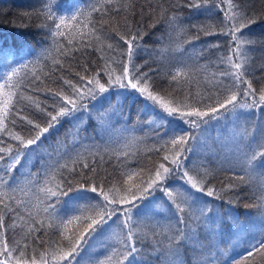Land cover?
<instances>
[{"label":"snow or ice","instance_id":"snow-or-ice-1","mask_svg":"<svg viewBox=\"0 0 264 264\" xmlns=\"http://www.w3.org/2000/svg\"><path fill=\"white\" fill-rule=\"evenodd\" d=\"M145 3L149 12L163 11L159 4ZM209 3L188 0L187 6L207 8ZM137 7V0H87L83 6L80 0L68 5L56 0L54 11L53 0H47L38 13L43 17L38 49L0 44V264H82V253L95 241L106 254L90 264H148L138 256L147 238L146 224L159 215L157 201L176 221L174 229L152 234L156 251L167 241L165 247L174 258L171 264H186L175 259L181 247L203 248L200 231L221 243L235 238L244 249L222 261L209 253L200 264H257V258L264 264V213L259 224H243L238 215L221 214L218 207L214 211L210 206L214 201L232 204L225 194L238 185L217 188L209 179L211 169L190 159L199 137L213 122L218 126L229 117L238 120L245 110H264V84L254 87L244 47L251 42L243 30L256 20L235 0H215L217 15L222 16L220 29L206 34L224 36L228 52L215 64L180 62L168 67L165 75L171 90L157 89L150 74L153 70L141 71L135 63L143 33L128 20L137 14ZM139 9L143 16L144 5ZM176 21L177 17H168L171 27ZM89 49L100 52L102 58L106 51L114 52L120 59L109 55L98 70H90L85 59ZM69 61L80 64L76 81L60 75V87H47L46 81L71 69ZM201 77L213 83V88L207 95H193L191 85H198ZM185 84L189 90L181 98L177 88L184 92ZM40 93L45 94V101L50 97L51 104L42 101ZM138 104L145 123L162 130L156 135L159 147L149 151L163 155L146 171L127 165L129 144L113 148L100 137L99 142L83 148L79 127L70 146H61L59 141L52 151L45 146L65 122L83 123L85 115L93 120L95 110L96 128H104L113 116H123L126 105L131 112ZM28 107L39 117L23 115ZM89 138L96 140L95 136L84 139ZM105 155L115 161L113 174H119L115 182L99 176L98 165ZM37 159L40 164L34 172ZM254 165L264 168V143L246 154L239 167L247 175ZM233 175L244 180L235 171ZM252 229L255 234L245 235ZM157 235L163 239H156Z\"/></svg>","mask_w":264,"mask_h":264},{"label":"trees","instance_id":"trees-1","mask_svg":"<svg viewBox=\"0 0 264 264\" xmlns=\"http://www.w3.org/2000/svg\"><path fill=\"white\" fill-rule=\"evenodd\" d=\"M72 2L73 0H59V3L64 5ZM150 2L153 6L161 5L163 11L155 8L154 11L149 12L145 0H137V14L129 17L128 23L133 29L139 25V31L143 33L135 63L141 67V71L153 70L150 74L157 89L171 90L169 80L165 75L168 67L178 65L180 62L201 66L215 64L220 56L228 52V40L224 36L206 34L207 32H219L220 29L222 16L217 15L215 0H210L207 8L199 9L189 8L188 0H150ZM235 2L256 20L255 24L243 31L246 33L245 39L251 42L244 46L247 52L246 67L249 77L253 79L254 87L259 88L261 84H264V0H235ZM55 3L56 0H53L54 11H56ZM80 3L82 6L86 5L87 0H80ZM46 4L47 0H0V44L5 46L26 44L38 49L41 42V31L38 26L43 22V17L38 13ZM141 4L145 8L143 16L139 15ZM170 16L177 17L174 27L168 23ZM118 22L123 24L122 19ZM120 31H125V29L121 27ZM210 45H218V47H209ZM109 55L120 59L116 53L107 51L102 58L100 52L92 49H89V54L85 59L89 62L90 70H98ZM83 62V59L80 60V63ZM69 63L72 64L71 69L65 68L62 72H58L52 80L46 81L47 87H60V75L76 81L75 72L81 71L80 64L75 61H69ZM211 71H215V68ZM183 88L184 92L177 88V94L181 98L187 94L189 85L185 84ZM211 88H213V83L206 82L201 77L200 83L198 85L193 83L190 90L193 95L197 92L207 95ZM39 98L45 101V94L40 93ZM45 102L51 104V98L49 97ZM139 108L138 104L129 112L126 105L123 116L119 118L113 116L104 128L98 129L94 123L96 113L93 110V120H88L85 115L83 123L75 122L74 125L65 122L58 132L53 133L51 140L45 146L49 148V151L57 147V141L61 146H70L76 138L75 128L79 127L81 129L79 139L82 141L83 148H89L94 142H99L100 137L109 141L113 148L122 149L123 145L129 144L130 147L126 149L129 152L127 165L146 171L151 167L152 162L158 161L163 155V153L158 155L155 151H149V149L159 147L156 135L157 131L162 130L155 126H148L145 123V117L139 114ZM34 112V108L28 107L23 115L38 118L39 113L33 115ZM213 125H209V130L199 137V143L190 159L194 164L204 165L211 169L212 176L209 179L217 188L228 183L236 184L238 187L225 194V200H232L231 205L222 201H214L210 206L214 211L218 207L221 214L238 215L243 224H259L261 214L264 213V168L254 165L245 175L239 164L246 154L257 150L258 146L264 143V110L251 113L245 110L244 115L238 120L229 117L227 120H222L218 126ZM85 127L86 130H84ZM93 129L96 131L94 132ZM16 130H20L19 123ZM245 130H247V135H244ZM86 136H95L96 140L84 139ZM114 162V160H109L108 155H105L104 162L98 165L101 178L112 182L119 179L118 173L113 174ZM39 164L40 160L37 159L32 168L34 172L39 168ZM234 171L244 176V180L237 179L233 175ZM159 205L160 202L157 201L156 208L159 215L153 217L151 223L146 224L144 229L147 232V238H145L143 251L139 254L138 260L141 262L147 260L148 264H171L174 258L169 256L165 247L167 241L161 243L159 251L153 247V231L160 233L174 229L176 225V221L169 218L170 213ZM255 233L256 229H252L251 233L245 235L250 237ZM167 234L171 235L173 232L168 231ZM51 239L54 240L56 237L51 236ZM156 239L162 240L163 238L157 235ZM101 240H104V237H101ZM91 243L92 246L82 253L84 256L82 264H90L93 259L103 258L106 254L99 241ZM199 243L203 245V248L199 246L194 249L181 247L180 255L175 259L186 261V264H200L201 261L209 258V253H214L216 260L222 261L225 256L231 258L244 250L235 238L230 242L221 243L218 238H213L203 231H200ZM210 264H216V262L210 261ZM257 264H261L259 258H257Z\"/></svg>","mask_w":264,"mask_h":264}]
</instances>
